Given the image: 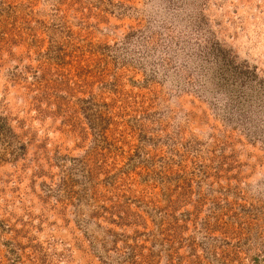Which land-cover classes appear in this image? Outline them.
Listing matches in <instances>:
<instances>
[{"label": "rangeland", "instance_id": "rangeland-1", "mask_svg": "<svg viewBox=\"0 0 264 264\" xmlns=\"http://www.w3.org/2000/svg\"><path fill=\"white\" fill-rule=\"evenodd\" d=\"M0 264H264V0H0Z\"/></svg>", "mask_w": 264, "mask_h": 264}]
</instances>
